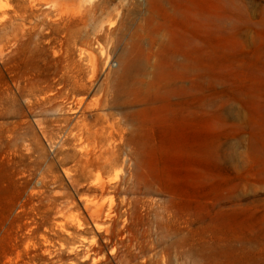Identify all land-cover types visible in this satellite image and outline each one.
<instances>
[{"label":"rangeland","instance_id":"rangeland-1","mask_svg":"<svg viewBox=\"0 0 264 264\" xmlns=\"http://www.w3.org/2000/svg\"><path fill=\"white\" fill-rule=\"evenodd\" d=\"M0 264H264V0H0Z\"/></svg>","mask_w":264,"mask_h":264}]
</instances>
